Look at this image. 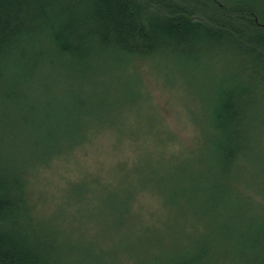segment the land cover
<instances>
[{
  "label": "trees",
  "instance_id": "trees-1",
  "mask_svg": "<svg viewBox=\"0 0 264 264\" xmlns=\"http://www.w3.org/2000/svg\"><path fill=\"white\" fill-rule=\"evenodd\" d=\"M225 42L240 53L252 52L257 71L249 77L248 87L235 82L218 98L220 122L214 128L229 129L220 147L211 143L206 120H193L200 125L196 139L189 146L171 149L167 140L173 135L154 112L150 136H114L111 148L122 156L124 148L131 147L130 158L108 163L106 174L90 172L87 166L77 181L58 192L61 202L56 211L39 210L40 200L48 199L40 192L34 240L24 231L35 218L29 180L13 183L0 173V264H264V211H252L264 204L250 197L252 186L233 172L243 159L239 136L231 134L242 99L254 100L255 85L264 84V0H0V82L71 89V119L43 134L37 167L53 157H73L76 149L92 145L93 136L101 135L94 133L100 129L101 108L98 112L92 108L101 103L98 94L113 88L130 97L133 106L154 104L142 90L145 83L136 62L148 64V75L154 72L164 83L162 88H171L175 86H167L160 76L164 69L192 76L196 70L183 64L196 62L200 54ZM184 92L195 99L186 106L199 103L194 87H184ZM218 147L221 154H213L211 174H204L197 186L183 195L182 184L164 193L158 167L175 169L185 161L203 165L197 162L201 153L217 152ZM146 195L157 196L170 211L167 218L138 203ZM201 198L205 202L197 204ZM171 204L176 207L173 211ZM111 209L122 226L135 221L137 233L144 237L107 253L98 238L114 227L106 220ZM96 211L101 217L87 220L101 225V232L92 233L99 229L86 223L89 231L81 229L80 216ZM144 214L151 220H145ZM170 214L181 220L166 230Z\"/></svg>",
  "mask_w": 264,
  "mask_h": 264
},
{
  "label": "rangeland",
  "instance_id": "rangeland-1",
  "mask_svg": "<svg viewBox=\"0 0 264 264\" xmlns=\"http://www.w3.org/2000/svg\"><path fill=\"white\" fill-rule=\"evenodd\" d=\"M240 51L242 50H233L226 42L221 46L215 45L209 48L205 53L200 54L196 62L189 61L183 64L182 67L185 69L196 70L192 76H184L180 71L171 72L164 69V74L160 76L164 78L167 86H175L171 88H162L160 83L163 85L164 83L154 72L149 71L148 75V64L136 62L137 73L141 75L143 84L145 83L142 90L149 93L150 101L154 104L143 107L139 104L133 106L128 103L130 97L115 93L113 88L109 93H103L101 96L98 94L101 103L92 108L97 112L98 108H101L100 129L94 131L101 135L93 136L92 145L76 149L73 157L68 154L61 159L53 157L47 165L40 167H37L36 163L37 153L44 147L43 134L54 131L59 123L71 119V105H68L71 89L67 86L55 85L24 87L17 82H0V173L5 174L13 183L29 180L32 200L35 204V218L28 229L24 230L27 236L33 240L37 238V196L41 195L40 192L46 193L48 199L46 202H43L45 198L40 200L39 210H44L47 214L56 211L57 204L61 202L58 192L61 188L66 189L68 183L77 181L87 166L90 172L97 169L98 172L106 174L108 163H115L119 157L121 160L130 158L129 156L134 153L131 147H125L122 156L115 148H111L115 142L114 136L119 137L122 134L150 136L152 134L150 115L154 112L167 133L173 135L167 140L171 149L178 148L179 145L189 146L191 140H195L198 135L200 125L197 126L195 122L200 120H206L205 131L210 135L211 143L213 145L218 143L220 147L229 129L214 128L213 124L220 122L216 112L218 98L237 83L240 88L248 87L251 84L249 77L253 70L257 71L253 68L257 60L254 54L248 50L245 53ZM122 83H125V80ZM188 86L196 89L199 100L196 106H186L195 100L194 97L185 95L184 87ZM176 87L179 89L177 90ZM255 88L257 93L253 96L254 100L242 99L239 121L231 131V134L239 136L237 146L243 159L240 169L233 172H236L242 183L252 186L251 190H248L250 197L264 204V194H259L261 189L264 193V84L255 85ZM140 111L143 115H139ZM94 129L93 126L91 131ZM133 147L142 150V147ZM219 147L217 152L213 149L201 153L203 157L197 162L203 165L185 161L175 169H170L168 166L158 167L162 182L166 185L164 193H171L175 191L177 185L182 184L183 195L191 186H197L204 174H211L213 154L215 157L221 154ZM73 158H77L80 162L74 165ZM201 195L205 194L201 193L199 196ZM159 202L156 195L141 196L138 201L139 204H148L149 211H157L158 214L162 212L167 218L170 211ZM204 202L205 200L201 198L197 204L202 205ZM111 205L113 208V203ZM169 208L173 211L176 207L171 204ZM263 209L264 205L262 208L254 207L252 211H264ZM189 214L193 215L194 209ZM101 215V212L96 211L92 215L80 216L78 222L82 225L81 229L92 225L99 230L90 231L100 233L101 225L95 220L87 219L90 217L99 219ZM201 216L202 214H197L199 219L202 218ZM169 218L171 221L167 223L166 230L172 222L181 220V217L173 214H170ZM144 219L151 220V217L144 214ZM106 220L114 227L112 231H103L102 235L99 234L98 240L104 244L107 253L117 251L121 244H131L134 241L139 243L144 237L142 233H137L134 227L135 221L122 226L112 209L110 214H106ZM85 223L89 225H84Z\"/></svg>",
  "mask_w": 264,
  "mask_h": 264
}]
</instances>
